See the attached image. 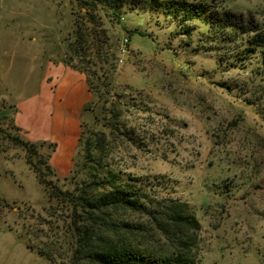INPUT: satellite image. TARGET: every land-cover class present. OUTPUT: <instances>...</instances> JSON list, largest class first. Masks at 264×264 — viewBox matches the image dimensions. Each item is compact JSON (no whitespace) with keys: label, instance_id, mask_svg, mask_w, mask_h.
I'll list each match as a JSON object with an SVG mask.
<instances>
[{"label":"rangeland","instance_id":"rangeland-1","mask_svg":"<svg viewBox=\"0 0 264 264\" xmlns=\"http://www.w3.org/2000/svg\"><path fill=\"white\" fill-rule=\"evenodd\" d=\"M84 1L0 0V264L77 260L71 209L48 201L26 149L13 141L25 137L14 128L16 95L31 91L37 76L30 61L18 57L14 37L26 44L35 37L29 44L37 54L44 47L45 64L51 58L89 78L96 95L82 116L84 137L103 133L108 161L117 171L148 179L152 200L191 208L200 225L199 264H264V53L246 52L250 47L241 41L217 42L205 19L179 22L167 6L183 0H123L119 22L100 9L86 16ZM187 1L264 28V0ZM77 22L90 35L82 59L70 52ZM124 39L129 49L119 64ZM43 71L51 84L47 66ZM57 147L39 150L48 158ZM82 154L78 146L66 172L57 175L64 191L83 177L74 163L81 164ZM131 221L153 229L143 216ZM145 238L165 246L154 231Z\"/></svg>","mask_w":264,"mask_h":264},{"label":"trees","instance_id":"trees-1","mask_svg":"<svg viewBox=\"0 0 264 264\" xmlns=\"http://www.w3.org/2000/svg\"><path fill=\"white\" fill-rule=\"evenodd\" d=\"M154 3L158 4L157 1ZM84 5L88 11L86 16L92 17L100 9L111 21L119 22L123 15V0H86ZM167 7V12L184 24L205 19L210 37L221 44L241 41L242 45L250 47L245 49L246 52L259 49L264 53V28L253 20L237 18L227 12L210 13V4L204 2L173 1ZM75 27L76 40L70 45V52L74 53L73 57L82 59L84 54L80 50L90 47V35L80 28L78 22ZM86 78L94 100L96 93L89 78ZM112 126L113 123L108 124V128ZM14 128L21 132L15 125ZM13 141L26 149L27 164L43 186L48 201L71 209V231L77 239V260L74 264L83 261L86 264H199L194 249L200 225L191 208L177 201L152 200L146 191L148 179L117 171L108 161L107 138L103 133L85 138L82 125L79 139L82 162L74 163L83 177L75 182L72 191H64L58 185L59 178L50 164V156L44 158L39 150L45 143H33L25 137ZM43 168L53 173L57 182L48 180ZM133 216L150 220L153 229L145 224L137 226L131 221ZM151 231L165 241V246L156 247L144 242L145 234ZM37 253L44 256L40 250Z\"/></svg>","mask_w":264,"mask_h":264},{"label":"crops","instance_id":"crops-1","mask_svg":"<svg viewBox=\"0 0 264 264\" xmlns=\"http://www.w3.org/2000/svg\"><path fill=\"white\" fill-rule=\"evenodd\" d=\"M13 40L12 46H16L18 57L25 64L30 61V72L37 74L36 82L31 84L32 90L23 94V97L16 95L17 113L14 116V125L33 143L50 144L52 147L57 144L55 156H50V159L51 166L58 175L62 171L66 172L70 155L78 149L82 116L93 101V94L89 90L87 78L81 73L63 63H55L51 58L45 64L44 47L37 54L33 51L34 46L29 44L37 42L35 37L28 44L23 38L19 40L14 37ZM7 55L6 51L1 57L5 59ZM44 66H47V79L53 80L51 84L45 80ZM8 86L13 91L14 86L10 82ZM13 96L15 97L14 94Z\"/></svg>","mask_w":264,"mask_h":264},{"label":"built area","instance_id":"built-area-1","mask_svg":"<svg viewBox=\"0 0 264 264\" xmlns=\"http://www.w3.org/2000/svg\"><path fill=\"white\" fill-rule=\"evenodd\" d=\"M128 49H129V40L124 39L118 47V54H119L118 62H119V64L124 63V55L128 53Z\"/></svg>","mask_w":264,"mask_h":264}]
</instances>
